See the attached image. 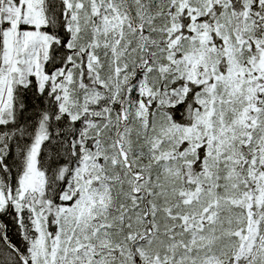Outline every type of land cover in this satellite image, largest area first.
<instances>
[{
    "label": "snow or ice",
    "instance_id": "1",
    "mask_svg": "<svg viewBox=\"0 0 264 264\" xmlns=\"http://www.w3.org/2000/svg\"><path fill=\"white\" fill-rule=\"evenodd\" d=\"M0 264H264V0H0Z\"/></svg>",
    "mask_w": 264,
    "mask_h": 264
}]
</instances>
